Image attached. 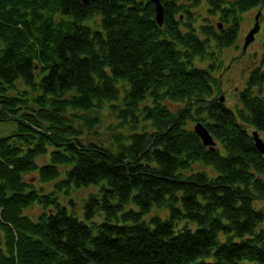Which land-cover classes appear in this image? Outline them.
Segmentation results:
<instances>
[{
	"label": "trees",
	"instance_id": "1",
	"mask_svg": "<svg viewBox=\"0 0 264 264\" xmlns=\"http://www.w3.org/2000/svg\"><path fill=\"white\" fill-rule=\"evenodd\" d=\"M159 2L0 0V264H264V52L218 92L264 0Z\"/></svg>",
	"mask_w": 264,
	"mask_h": 264
},
{
	"label": "rangeland",
	"instance_id": "2",
	"mask_svg": "<svg viewBox=\"0 0 264 264\" xmlns=\"http://www.w3.org/2000/svg\"><path fill=\"white\" fill-rule=\"evenodd\" d=\"M179 1L183 3L186 2V0H179ZM252 11L253 10H251L250 12ZM250 12L244 15L243 17L244 19L243 21H241V35L236 43L237 47H234L232 51H229V49L224 50V51H227L226 62L223 68L222 76H221L222 83L220 85L218 92H220V90L223 91V94L225 96L224 103L228 107H234L236 105H240L239 100H238V94L244 90L246 81L248 79L249 72L251 71V69L259 65L260 54L261 52H264V47H263L264 40L262 37L263 31H261L262 25H264V9L257 8L252 13ZM257 14H259L258 21L261 27L260 32L256 35L254 41H252L249 44L247 50L244 52L243 46H244L245 37L250 32V30L253 28L256 22L255 17L257 16ZM257 54L258 56L256 59ZM243 56H245L244 59H243ZM231 60H233L234 65L232 64L231 67H229L230 62H232ZM215 94H217V92ZM104 114L106 117L105 123L114 124L112 118L108 116V113L106 111L104 112ZM15 125H16L15 122H0V135L4 136V135L9 134L14 129ZM191 127H193L194 129L195 124L192 123ZM104 132L107 133L105 130V126H104ZM261 138L264 141V135L261 134ZM48 160H49V155L47 154L46 156L39 159V163L47 162ZM193 170L194 171H204V170H207V168H204L201 164H195L193 166ZM207 172H210V170ZM33 175L34 174L26 175L25 176L26 180L28 182L34 183L38 187H43L44 190L46 191L53 189L51 184H42L37 181L36 177H30L31 179H29V176H33ZM87 193L88 191L86 189L75 190L73 188L66 195L67 199H66V196H64L63 198H61V200L63 201V203H66L64 205L68 206L67 205L68 200L73 199L75 202L76 212H80V204H81L82 198H79V197L84 198ZM41 212H42V209L38 206H35L34 208L25 211L26 214L32 216L34 219H36L37 216ZM154 213L155 212H153V214Z\"/></svg>",
	"mask_w": 264,
	"mask_h": 264
},
{
	"label": "water",
	"instance_id": "3",
	"mask_svg": "<svg viewBox=\"0 0 264 264\" xmlns=\"http://www.w3.org/2000/svg\"><path fill=\"white\" fill-rule=\"evenodd\" d=\"M81 1L84 3L88 2V0H81ZM150 2L155 4V6H156V20L159 23V25L162 26L163 21H164V9H163L162 5L160 4L159 0H150ZM258 17H259V14H257V16L255 17L256 22H255L253 28L250 30V32L245 37L244 46H243L244 52L247 50L249 44L252 41H254L256 35L260 31L261 27H260V24L258 21ZM220 100L223 102L224 98L221 97ZM194 130L199 135V137L201 138V140L205 146H208L211 150L215 149V147L217 145L216 141L214 140V138L211 136V134L208 132V130L202 124L195 125ZM252 135H253L254 140H255L256 148L258 149V151L262 155H264V141H263V139L260 137V135L257 131H252Z\"/></svg>",
	"mask_w": 264,
	"mask_h": 264
},
{
	"label": "flooded vegetation",
	"instance_id": "4",
	"mask_svg": "<svg viewBox=\"0 0 264 264\" xmlns=\"http://www.w3.org/2000/svg\"><path fill=\"white\" fill-rule=\"evenodd\" d=\"M263 9H264V8H263ZM253 11H254V10H253ZM253 11H252V12H253ZM252 12H250V13H252ZM243 19H244V18H243ZM263 26H264V25H263ZM218 30H220V28H219ZM262 31H263V29H262ZM240 35H241V24H240L239 34H238L237 40H236V42H235V47H237V46H236V43H237L238 39L240 38ZM201 39H202V40H205L206 38H205V37H202ZM225 52H226V51H225ZM225 52H223V53H225ZM244 57H245V56H243V59H244ZM233 60H234V58H233ZM233 60H231L232 62H230V66H229V67H231L232 64L234 65ZM222 61H223V60H222ZM219 65H220V64L217 63V66H218V67H219ZM224 65H225V63L223 64L222 67H224ZM247 66H248V65H247ZM246 68H247V67H246ZM254 68H255V67H254ZM254 68H253V69H254ZM253 69H251V71H252ZM251 71H250V72H251ZM222 72H223V70H222ZM250 72H249V74H250ZM221 83H222V81H221ZM221 83H220V85H221ZM220 91L223 93L222 90H220ZM224 98H225V96H224ZM224 100H225V99H224ZM220 102H221V101H220ZM222 103H224V102H222Z\"/></svg>",
	"mask_w": 264,
	"mask_h": 264
}]
</instances>
